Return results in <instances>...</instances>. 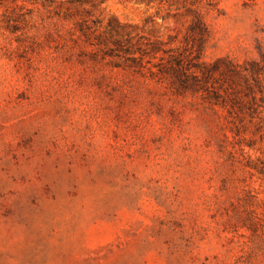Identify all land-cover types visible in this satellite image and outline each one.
<instances>
[{
	"label": "rangeland",
	"instance_id": "rangeland-1",
	"mask_svg": "<svg viewBox=\"0 0 264 264\" xmlns=\"http://www.w3.org/2000/svg\"><path fill=\"white\" fill-rule=\"evenodd\" d=\"M0 264H264V0H0Z\"/></svg>",
	"mask_w": 264,
	"mask_h": 264
}]
</instances>
